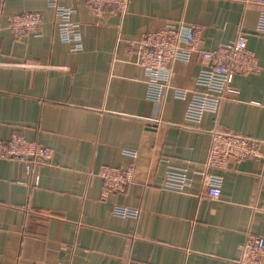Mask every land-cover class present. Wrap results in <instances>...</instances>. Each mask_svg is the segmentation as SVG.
<instances>
[{
	"label": "crops",
	"instance_id": "obj_1",
	"mask_svg": "<svg viewBox=\"0 0 264 264\" xmlns=\"http://www.w3.org/2000/svg\"><path fill=\"white\" fill-rule=\"evenodd\" d=\"M59 6L72 11L74 40L50 0H0V141L20 136L52 151L45 163L0 158V264H238L248 234L264 237V159L212 171L222 177L218 199L202 173L212 133L264 140V69L236 75L237 94L199 123L186 113L203 52L244 35L264 68V5L130 0L123 17L95 16L84 0ZM33 12L40 31L17 37L11 18ZM180 24L196 26L198 42L174 63L164 99L149 100L137 46ZM103 167H133V182L105 193ZM171 168L187 171L185 190L166 187ZM122 208L137 214L116 215Z\"/></svg>",
	"mask_w": 264,
	"mask_h": 264
},
{
	"label": "built area",
	"instance_id": "obj_2",
	"mask_svg": "<svg viewBox=\"0 0 264 264\" xmlns=\"http://www.w3.org/2000/svg\"><path fill=\"white\" fill-rule=\"evenodd\" d=\"M60 21V32L66 41L74 40L75 26L70 22L72 11L59 6L61 0H50ZM91 14H105L123 17L128 10L130 0H84ZM260 6L264 0H258ZM42 16L38 12L16 14L11 18L10 28L19 38L38 34ZM198 28L196 26L171 25L163 29L146 33L137 46V63L145 69L149 78L147 98L161 102L172 88L173 65L175 62L188 61L195 49ZM257 31L264 34V12L261 14ZM133 50V49H132ZM130 50V54L132 52ZM206 68L198 78V90L194 92L187 107L186 120L199 123L204 113H216L220 105L237 91L233 87L234 78L239 74L259 73L264 68L256 56L247 47V39L239 35L230 43L221 44L213 51L202 54ZM178 98L188 97L187 91L175 89ZM33 157L38 162H48L52 151L20 136L0 141V158H13L20 161ZM264 159V140L224 132L212 133L209 156L204 164L202 175L207 193L213 198L221 196L222 177L212 171H227L232 160L244 161ZM98 176L103 180L104 192L124 193L133 182L134 168L103 167ZM191 184L184 169L171 168L166 176L168 189L183 191ZM116 215L134 216L137 211L128 208L116 209ZM238 264H264V237L248 234L240 249Z\"/></svg>",
	"mask_w": 264,
	"mask_h": 264
}]
</instances>
